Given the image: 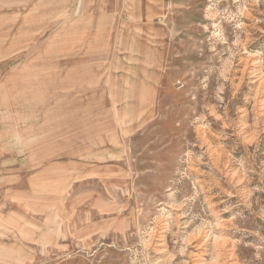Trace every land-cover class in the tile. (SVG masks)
Instances as JSON below:
<instances>
[{
	"label": "rangeland",
	"instance_id": "rangeland-1",
	"mask_svg": "<svg viewBox=\"0 0 264 264\" xmlns=\"http://www.w3.org/2000/svg\"><path fill=\"white\" fill-rule=\"evenodd\" d=\"M0 264H264V0H0Z\"/></svg>",
	"mask_w": 264,
	"mask_h": 264
}]
</instances>
